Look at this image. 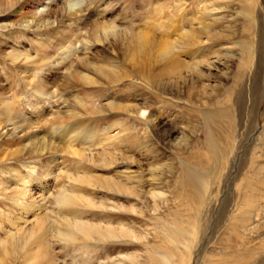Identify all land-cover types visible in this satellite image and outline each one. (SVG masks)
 <instances>
[{"label":"rangeland","instance_id":"rangeland-1","mask_svg":"<svg viewBox=\"0 0 264 264\" xmlns=\"http://www.w3.org/2000/svg\"><path fill=\"white\" fill-rule=\"evenodd\" d=\"M5 1L1 3L0 0V24H6L9 30L15 31L0 35V99L15 100L24 115L34 116L26 105L33 99L32 96L38 98L39 94L35 93L34 88L42 82H45L43 85H46L49 93L55 91L61 98L57 105L60 108L65 106L67 115L81 112L78 103L84 95L82 92L88 93L95 88L86 85L83 79L76 84L79 79L73 78L71 73L81 72L83 76L101 80L96 72L80 67L83 60L89 59L106 71H132L125 49L114 48L108 43L96 45L88 52L80 50L61 66L44 67L35 73L25 57L38 62L41 58L35 51L36 32L22 31L21 28L27 18L25 13L30 8L27 4L33 0H22L26 3L25 7H20L21 0ZM68 1L51 6V15L46 20L60 22L65 15V7L76 10L85 7L87 2ZM214 1L216 7L223 8L209 21L216 23L213 34H217L219 40L214 44L201 45L197 52H194L197 47L189 48L190 51L186 49L182 55L187 61L194 62L221 52L223 64H216L219 68L211 73L217 80L220 78L222 87L216 93L207 89L209 92L206 90L204 97L209 104L207 110H228L234 119L233 133L229 137L231 151L222 170L211 181L206 194L205 204L208 206L196 214L184 207L189 204L192 207V203L196 206L195 202L188 203L183 198L186 188L194 189L188 179L187 168L182 163H185L184 159L188 160L185 164L198 173L211 171L213 166L212 154L196 148L206 144L201 113L195 107L189 114L181 107L160 112V107L139 96L146 90L144 86L134 92L125 84L117 89L103 87V97L98 99L100 104L108 102L106 95L112 92L115 94L112 100L115 110L104 109L89 116L82 114L80 118L68 115L69 119L65 122H47L40 126L39 130L46 141L54 142L58 149L47 153L42 159H33L36 166L33 173L28 167L30 161L0 160V264H136L133 258H137L141 264H155L153 261L163 263L166 259L170 264H234L236 261L257 264V261H264V0ZM202 2L208 6L211 0H97L95 4L88 1L90 5L86 8L89 11L82 19L92 31L103 25H114L134 36L143 34L166 40L185 35L192 28L200 26L198 21L193 23L191 20L200 14ZM48 7L43 15L48 13ZM181 10L186 14H181ZM79 37L81 40L82 36ZM250 45L253 55L243 61L246 55L236 46ZM13 50L21 54L18 60L12 58ZM225 73H229V77H221ZM251 78H254V82ZM243 83L247 93L254 88L255 96L250 94L244 110L239 111L237 93L241 91ZM147 102L154 106V109H148L150 127L125 109L128 105L142 108ZM198 108L206 110V107ZM1 109L0 105V122L11 129L17 119L7 124ZM79 119L87 121L86 124H90V129H96L99 136L108 128L112 135L119 136L109 145L107 143L105 148L84 146V152L80 153L75 144L72 149L57 137L65 127L77 123ZM155 120H158L161 131L152 130V121ZM166 132L173 138L185 136L190 141L183 151L185 154L172 149L173 142L170 146L166 145ZM74 150L83 154L82 159L73 157ZM55 158L57 160L53 161ZM165 164L172 173H166L162 178L167 184L156 189L157 194H165V202L160 198L153 201L148 194L150 188L145 184L138 186L123 177L124 174L136 172L142 173L143 180H147L150 179L147 170L151 166ZM15 169L27 178L26 182L15 180ZM48 174L51 176L45 177ZM118 181H122L126 189L115 187ZM247 182L251 183L252 188L254 186L253 208H246L245 204ZM38 185H43L49 193L40 197ZM64 189L69 191L71 202L61 208L51 198V204H48L50 208L42 215H38L40 212L36 210L22 213V206L13 198L25 190L28 195L26 200L21 201L36 206L32 201H41L49 195L55 198ZM154 202L162 207L165 203L163 212L158 215L150 212ZM74 217L96 227L111 225L115 230H120L124 226L138 238L130 236L99 240L95 236L88 240L77 234L74 241H69L58 237V230L69 232L63 218ZM41 221L44 222L43 230L40 228ZM173 226L187 231L180 243L173 242L166 234V230ZM116 233L119 235V231Z\"/></svg>","mask_w":264,"mask_h":264},{"label":"bare ground","instance_id":"bare-ground-1","mask_svg":"<svg viewBox=\"0 0 264 264\" xmlns=\"http://www.w3.org/2000/svg\"><path fill=\"white\" fill-rule=\"evenodd\" d=\"M21 1H19L20 7H25L26 3ZM67 1L68 0H33L29 5L27 4V7L30 8L25 13L27 18H25L21 28L22 31L36 32L35 37L37 38L34 40L36 43L35 51L37 55L41 56V58L38 62V60L32 61L28 56H26V61L31 63V65L34 67V72L36 73L37 70L44 67L53 68L61 66L70 56L77 54L78 51L81 50V52H88L96 45H105L110 43V45L114 48L119 47V49H125L128 60L127 62L133 67L131 69L132 71L129 73L119 72L116 70L106 71L102 67L92 63L89 59H86L85 61L83 60L79 64L80 67L96 72L101 80H94L91 79V77H87L85 75L83 76L81 72L71 73L73 78L79 79L76 84H79L83 79L86 85L95 88L93 91L88 93L86 91L82 92L84 95L80 97V101L78 103V108L81 110V112H72L68 114L79 118L82 117V114L89 116L97 114V112H101L104 109L115 110V105L112 102V100H114L115 94L110 92L111 90L109 91L110 93L106 95L108 102H105V104L102 105L100 104L101 101L99 102L98 99L103 97L101 89L103 87L107 89H117L118 86L123 84H125L128 88L130 87L131 91L133 92L135 89L144 86L143 89L146 90H144V92H142L139 96L142 98V100H149L154 106L160 107V112H165L166 109H176L181 107L189 114L190 110L193 112V107H195L201 113L199 114L202 118L200 115L199 117L203 120L205 127L204 138L206 140L204 141L206 144L204 143L202 147L197 146L196 148L202 149L212 154L213 161L211 171L205 170L202 173L192 170L191 166L185 164L188 163L187 159H184L185 163L182 162L187 168L186 170L188 173V179L194 188L193 190L191 188H186L184 190L185 195L183 198L186 199L188 203L190 201L195 202L196 205L193 206L192 203V207H190V204L185 205L184 207H187V210H193L196 212V214H198L202 208L208 206L205 204L207 201L206 194L211 186V181L214 180V176L217 177V175L220 173L224 162L230 154L231 144L229 137H231L233 133L234 119L228 110H207V106H209V104L204 97L206 95L205 91L207 89H209L212 93H216L218 89L222 87V83L219 80L220 78L217 80L215 77H213V73H211L212 71H215L219 68L216 66V64L222 63L221 52H215L212 56L208 55L209 58L207 57V59L194 62L192 60V62L187 61V59H184L182 55L186 49V51H188L189 48L191 49L193 47H197L194 50V52H197L196 50L199 51L201 45H206L207 43L214 44L219 40V36L217 34H213L214 25L216 23L212 24L209 21L213 18L212 16L217 15V11H222L223 8L216 7V1L214 0H211V2L207 4L208 6H204L202 2V8L200 9L199 7L200 14L198 16L195 15L194 19L191 20L193 23L198 21L200 24L198 28H192L190 32L188 31L189 33L185 35H175L177 36L176 38L159 40L152 37H147L143 34L134 36L133 34L124 33L125 31L118 29L114 25H103L101 28L98 27L92 31V28H89V25L84 23L82 17L84 18L87 16L86 13L89 11V8L86 7L92 3L95 4L97 0H86L87 2L85 7H81L76 10L72 9L73 7L70 9L65 7V15H63L64 17L60 22L57 20L54 22H51V20H46V18L51 15V6H55L57 3L65 4ZM88 1L91 3L89 4ZM4 2L6 1L1 0V3ZM47 5L50 6L48 7L50 9L46 15H43L42 13ZM69 7H71L70 4ZM181 12V14L184 13L182 10ZM6 26V24H0V35H4L6 32L13 33L15 31L14 29L9 30ZM204 35L208 37L202 38L201 36ZM79 36H82L81 40ZM11 37L13 36H10V38ZM14 39L17 38L15 37ZM236 47L241 48L242 52L246 55L243 61L252 57V45ZM17 52L18 51L16 50L12 51V58L14 60H18L21 57V54ZM191 52H193V50ZM221 77H229V73H225V75H222ZM244 78L248 79L250 77L245 76ZM251 80L254 82V78H251ZM43 84H45V82L40 83L37 88H34L36 90L35 93L39 94L37 95L38 98L32 96L33 99L29 100L26 105L27 109L31 113H34V116L32 114H28L30 116L27 114L24 115L20 108L17 107L15 100L12 101L10 98L0 99V105L2 106L1 114L7 119V124L17 119V122L12 124L11 129L7 128L8 125L4 126L3 123L0 122V160H3L4 162H10L15 159L30 161L28 167H30L31 173L35 171L36 167L34 161H32L33 159H42L47 155V153L58 149V146L54 142L46 141L45 135H43V133L40 132L41 130H39L40 126H43L45 123L47 124V122L59 124L69 119L67 115L68 110L65 108V106L60 108L57 105L61 98H58L55 91L49 93V91L46 90V85ZM244 86L245 84L243 83V85H241V91L237 93L236 105L239 111L244 110L250 94L255 96L254 88H251L250 93H247ZM98 92L101 93L99 96ZM148 102L147 105L142 108L128 105L125 109L132 114L131 116L143 121L144 124L150 127L147 121L149 111L148 109H154V106L149 105L150 103L148 104ZM198 107H206V110H201ZM32 116L34 118L30 119L29 117ZM158 120H155L154 122L152 121L151 128L154 132L161 131ZM86 122L87 121L79 119L77 123L65 127V129L60 132L59 136H57L59 137L60 142L62 141L72 149L74 148L75 144L81 153L84 152L82 149L84 146H102L105 148L107 143L109 145L111 141H114L119 136V134L112 135V132L109 131V128L104 129L102 135L99 136L97 130L90 129V124H86ZM165 137L167 146H170V144L173 142L172 144L174 145H171V148L179 150L182 152L181 154H185L183 151L187 149L188 145H190V141L185 136L177 139L178 137L173 138L170 133L166 132ZM198 144L201 143L198 141ZM79 152L74 150L72 153L73 157L82 159L83 154H80ZM56 160L57 158H55L53 161ZM167 169H169V166L166 164L151 166L147 170L150 176V179L147 180H143L144 176L141 175L142 173L136 172L124 174L123 177H126L129 182L137 183L138 186L145 184L147 188H150L148 194L150 195L151 199H153V201L160 198V201L165 202V194L160 192L157 194L156 189H160L158 187L162 184H167V181L162 178L166 173H172ZM15 171V180L26 182L27 178L24 177L18 170L15 169ZM47 172L48 171H46V173ZM50 176L51 174H48L45 177ZM164 178H167V176ZM38 187L41 193L40 197L49 193V191L45 190L43 185H38ZM115 187L126 189V185L122 181H118ZM253 188L251 183L245 185V190L247 192V195L244 194V196H247L245 202L246 208H253ZM68 193L69 191L64 189L63 193L58 194L55 198L53 195H49L48 197L42 198L41 201H32V203L36 206H33L28 201H21L26 200L28 195L25 190L13 198L16 203L22 206V213L27 214L32 210H36L37 212H40L38 215H42V213L48 211L47 209L50 208V205L48 204H51V198L55 200V205L58 207L64 208L66 205H68L72 200L71 196H68ZM46 200H48L47 203ZM163 207L155 203L150 209V212L153 215H158L160 212H163ZM134 211L137 210L134 209ZM222 211L224 213L225 210L223 209ZM142 212L143 210L140 211V213ZM46 216L44 215L43 217ZM63 220L67 222L69 232H62L61 230H58L56 233L59 235L58 237L63 240L65 239L74 241L75 238H77V234L82 235L83 238L88 240L95 236H97L99 240L108 238H130V236L133 239L138 238L136 234H133L132 231L126 229L124 226H122L120 230H115V228H113L111 225H105V227H96L82 222V220L77 217L71 219L63 218ZM43 227L44 222H42L40 225L42 230ZM117 231H119V235L116 233ZM184 232L187 231H183L176 226L166 230L167 236L176 243H180L182 241L184 238ZM44 233H47V228H45ZM132 261L133 263L135 262L136 264H141L137 258H133ZM153 262H155V264L171 263L169 259H166L163 261V263L158 261ZM218 264L225 263L220 262ZM234 264H243V261H236ZM257 264H264V261H257Z\"/></svg>","mask_w":264,"mask_h":264}]
</instances>
